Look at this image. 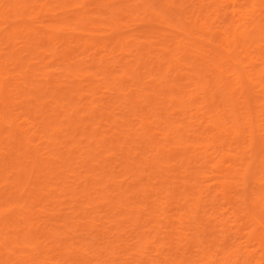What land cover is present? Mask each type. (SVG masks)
I'll return each instance as SVG.
<instances>
[{
	"label": "bare ground",
	"instance_id": "1",
	"mask_svg": "<svg viewBox=\"0 0 264 264\" xmlns=\"http://www.w3.org/2000/svg\"><path fill=\"white\" fill-rule=\"evenodd\" d=\"M0 264H264V0H0Z\"/></svg>",
	"mask_w": 264,
	"mask_h": 264
}]
</instances>
